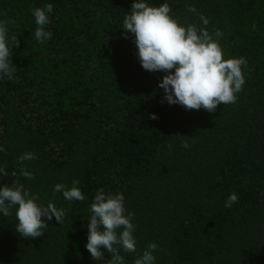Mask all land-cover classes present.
I'll return each instance as SVG.
<instances>
[{
  "label": "trees",
  "instance_id": "obj_1",
  "mask_svg": "<svg viewBox=\"0 0 264 264\" xmlns=\"http://www.w3.org/2000/svg\"><path fill=\"white\" fill-rule=\"evenodd\" d=\"M47 3L52 36L40 43L32 11ZM132 3L0 0V21L19 41L15 77L0 80V185L23 184L66 210L37 238L15 231L16 207L0 216V264H107V249L95 261L85 247L101 188L122 193L133 214L137 251L120 249L125 264L151 242L155 264H264V0H167L181 24L203 26L202 14L223 33L224 59L246 61L236 101L212 112L164 101L165 73L141 67L121 28ZM25 152L37 156L22 165L31 179L19 173ZM74 179L86 200L53 192Z\"/></svg>",
  "mask_w": 264,
  "mask_h": 264
},
{
  "label": "clouds",
  "instance_id": "obj_2",
  "mask_svg": "<svg viewBox=\"0 0 264 264\" xmlns=\"http://www.w3.org/2000/svg\"><path fill=\"white\" fill-rule=\"evenodd\" d=\"M188 10L196 11L192 7ZM52 11V3L32 11L37 26L33 36L37 42L44 43L52 36L51 31L46 30ZM171 12L167 0L158 7L147 0H133L121 27L126 35L134 38L141 67L149 72L165 73L158 85L163 89L164 101L169 105L178 104L196 110L204 108L209 112L215 111L220 104L234 103L236 93L245 84L241 68L246 64L245 59H224L219 42L223 33L219 29L210 32L207 28L210 21L204 15L199 17L203 26H185ZM18 44L16 37L9 35L7 25L0 21V80L15 77L11 50ZM150 118L158 117L153 113ZM182 146L187 148L189 145L185 142ZM0 151H4L2 146ZM36 158L32 152H25L18 157L21 164L19 173L25 179H31L32 172L22 166L23 162ZM0 174H6L3 167H0ZM79 183V180L74 179L70 188L57 183L53 186V192L62 193L67 201H84L86 196L78 187ZM38 200L39 197L31 194L23 184L13 182L10 186L0 185V216L8 217L10 209L16 207L18 223L15 231L24 238L41 237L43 229L48 227L46 221L55 218L62 224L66 210L57 208L51 201L45 206ZM237 201L238 194L233 192L227 197L224 206L231 208ZM89 210L91 215L85 247L91 258L101 261L104 252L100 249L103 247L112 254L107 264H125L120 249L135 253L137 241L133 214L125 207L124 195L119 192L106 194L101 188L93 197ZM157 250L155 242L149 243L133 264H155L154 252Z\"/></svg>",
  "mask_w": 264,
  "mask_h": 264
}]
</instances>
